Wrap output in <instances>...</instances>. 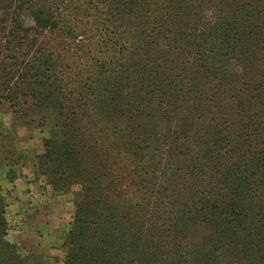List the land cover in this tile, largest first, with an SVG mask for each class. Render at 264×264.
I'll use <instances>...</instances> for the list:
<instances>
[{"label": "rangeland", "instance_id": "rangeland-1", "mask_svg": "<svg viewBox=\"0 0 264 264\" xmlns=\"http://www.w3.org/2000/svg\"><path fill=\"white\" fill-rule=\"evenodd\" d=\"M45 2L54 15L62 13L78 36L67 37L60 27L46 37L60 60L51 66V79L57 80L48 111L17 109L0 98V222L6 224L4 239L15 247L12 262L67 264L69 233L84 210V245L100 242L105 224L112 225L116 248H125L123 264H137L149 248L147 239L161 232L162 258L176 256V264H248L247 257L236 260L229 248L238 244L241 254H250L251 240L263 244L264 226L238 228L235 237L217 239L203 217L184 216L194 200L216 204L228 192L253 197L257 214L263 215L264 189L253 182L264 171V146L255 138V132H264V73L254 69L252 79L229 85L218 72L198 81L214 61L193 63L190 45L174 32L190 33L182 24L190 25L197 12L202 23L211 19L202 1ZM237 2L254 14L256 25L264 26V0ZM163 26L169 30L164 40L157 36ZM106 30L109 40L104 41ZM258 57L253 45L235 61ZM229 71L235 75V68ZM165 78L178 84L172 87L176 100L170 105L168 87L158 84ZM200 85L207 90L199 110L185 93ZM230 97L232 108L225 106ZM244 117L254 125L240 131L230 126ZM237 132L240 142L233 141ZM244 154L254 157L247 169ZM215 178H222L216 195L207 183ZM149 201H157L152 208L158 214L148 213ZM97 219L98 226L89 223Z\"/></svg>", "mask_w": 264, "mask_h": 264}, {"label": "trees", "instance_id": "trees-1", "mask_svg": "<svg viewBox=\"0 0 264 264\" xmlns=\"http://www.w3.org/2000/svg\"><path fill=\"white\" fill-rule=\"evenodd\" d=\"M196 1H198L197 4L202 1L203 4L208 6L212 12L211 19L204 24L202 23V18L199 17L201 13L197 12V19L190 25L188 23L182 24L183 26H189L190 33L180 31L179 33L174 32V34H178L180 40H185L190 45L191 53L194 55L193 63L202 59H205V61H209L210 58L213 59L214 62H209L210 64L201 73V78L198 81L206 79V73H210L211 76L218 72V74L223 73V76L226 75V84L229 85L231 83L235 84L242 79H252L251 75L254 69L264 73V60L261 54L264 51V46H259L264 43V26L255 24L257 20L253 16L254 14L249 12L247 6H240L237 0ZM46 7L47 2L45 0H0V98L17 109H47V111L50 109L51 92L57 80V77L51 79V66H56V62H60V60L55 55V52L48 48L49 43L46 41V37L60 29V27H63L65 36H78L77 30L72 29V26H68L64 22L62 13L54 15ZM162 29V32H158L157 36H161L162 40H164L167 39L165 34L169 30L164 26ZM147 37L149 41L150 35L147 34ZM82 38L84 37L79 36L81 42ZM102 38L104 41L109 40L108 30L101 33ZM253 45L257 47L261 57L254 58L247 63L235 61L241 59ZM181 51L186 53L185 50ZM238 55L240 58H238ZM233 65H240L242 69ZM234 68L236 71L235 75L229 71V69L233 70ZM203 83L202 81L201 85ZM158 84L164 88L168 87L169 100L167 104H172L176 100V97L171 94L172 87H177L178 84L168 78L161 80ZM201 85L199 87H188L185 93L189 95V99L198 102L199 110L204 106V97L207 90L206 87L200 88ZM244 85L246 84L244 83ZM234 102L230 97L225 106L232 108ZM244 102V99L239 100L236 102V106H243ZM246 114L248 115V112ZM253 125L252 119L244 117L243 120L240 119L237 122V125L232 124L230 126H234L237 131H240V128L245 129ZM229 127H224V132ZM255 133L257 134H255V138L258 145L264 146V132ZM247 134L250 135V132ZM232 137L234 138L233 141L239 140L240 142L242 140L238 132ZM228 138L229 136L220 139L227 140ZM254 147L255 144L253 145ZM180 153L183 152L177 153V156ZM244 159L249 163L245 169L248 166L251 167L250 164L253 163L254 157L244 154ZM262 177H264V171L261 178L253 182L259 189H264V178ZM221 179L215 178V183L207 182L216 191L214 195L218 191V182ZM192 191L189 189L188 193ZM228 193L227 196L214 200L215 202L217 201L216 204H213L211 200L204 202H196L194 200L192 206L188 205L191 210L184 217L191 220H193V216L203 217L208 222V225L214 229L213 234L217 239L220 235L235 237L239 233L238 228L248 231V229L245 230V227L254 226L257 228L258 226H264V213L259 217L257 214L259 208L252 201L253 197L247 196L245 192L241 194ZM263 194L264 191H261L260 196ZM214 195H212V199H214ZM256 198L258 197L256 196ZM165 199H167V196H165ZM260 199L264 203V198L260 197ZM156 202H148L149 214L150 212L153 215L159 213V210L152 208V205L156 204ZM199 205H201V213L198 211ZM240 214H244L242 219H240ZM85 217L84 210H80L75 217L66 246L69 255L67 264H123V257L120 256V253L125 252V248H118V245L116 248L114 242L116 228L112 225L105 224L107 228L100 234V242L89 244V246L84 245V242L87 243L86 233L82 228L83 218ZM89 223L96 227L100 221L98 219L91 220ZM5 225L3 221L0 222V264H21L22 262H12L17 255L14 253L15 247L4 239L6 234ZM162 233L157 238L154 233L150 235L147 239L149 248L142 253L137 264H176V256L169 259L162 258L164 249L159 251V249L164 247L161 243ZM262 238L264 241V237ZM202 245L204 247V244ZM259 245L261 246L253 245L251 240L249 242L251 247L250 254H241L238 250V244L229 249L236 260H243V258L247 257L248 264H264V242ZM134 248L136 250L140 249V244H134ZM229 249L224 250L228 252ZM5 253L7 254L6 258H4ZM204 255L206 254L204 253ZM132 256L134 260L137 258L136 255ZM132 261H127V264H131Z\"/></svg>", "mask_w": 264, "mask_h": 264}]
</instances>
